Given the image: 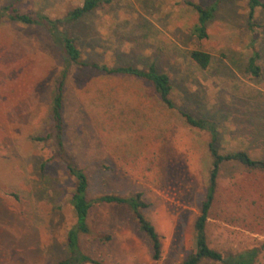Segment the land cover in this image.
I'll return each instance as SVG.
<instances>
[{"label": "rangeland", "instance_id": "374dc122", "mask_svg": "<svg viewBox=\"0 0 264 264\" xmlns=\"http://www.w3.org/2000/svg\"><path fill=\"white\" fill-rule=\"evenodd\" d=\"M16 0H0V8ZM84 0H22V12L59 20L77 39L84 60L147 69L171 77L176 109L149 82L72 66L65 87L66 153L89 178L90 198L141 193L146 218L162 242L154 260L129 211L96 204L84 253L100 264H182L195 248V221L208 187L211 133L191 128L180 109L218 124L221 153L243 150L264 159V9L248 27L247 0H189L217 4L199 40L197 16L184 0H113L76 22L64 21ZM264 2V0H261ZM254 40V42H252ZM251 41V42H250ZM263 72L244 68L254 48ZM212 55L207 70L189 54ZM65 56L40 26L0 20V264H60L75 224V182L56 157L52 103ZM210 247L225 255L258 249L264 264V173L228 163L220 172L206 228ZM202 264H220L204 261Z\"/></svg>", "mask_w": 264, "mask_h": 264}, {"label": "trees", "instance_id": "16d2710c", "mask_svg": "<svg viewBox=\"0 0 264 264\" xmlns=\"http://www.w3.org/2000/svg\"><path fill=\"white\" fill-rule=\"evenodd\" d=\"M21 1L22 0H16L0 8V20L45 28L55 42L60 45L63 55L65 56L64 68L56 81L55 94L51 108L53 130L45 137L37 139L45 143L53 142L55 153H58V155L54 157L58 158L64 164L69 176L75 182L70 204L75 213L76 222L67 233V258L60 264H100L94 258L84 253L81 245L82 237L91 233L89 218L91 210L96 204L125 207L137 222L140 231L147 237L153 259L159 260L162 255L161 237L155 226L146 218L143 212L144 209L148 207V204L143 200V195L141 193L131 194L129 196L108 194L95 199L89 197L88 175L74 162L72 157H70L65 150L63 140L65 124V87L72 66L92 68L106 75L135 78L149 82L153 85L163 104L169 109H176L173 99L175 87L171 77L167 74L160 73L155 64L149 66L147 69H141L125 65L110 67L105 64L100 65L97 62H88L84 60L83 52L78 46L77 39L58 31L57 24L61 21L53 20L49 16L38 12H22L19 9ZM112 2L113 0H84L81 5L68 11L64 21H79L84 16L104 8L107 5H111ZM184 2L191 8V12L197 16V22L192 27L193 35L199 40L207 39L209 36L207 24L214 18L217 4L203 6L189 0H184ZM258 9H264L263 1L247 0V17L250 30L257 27L254 20L257 17ZM252 42H254V40ZM252 48H254L253 54L244 68V76L249 80L260 79L263 72L262 66L259 63L261 58L260 53L256 50V45H253ZM189 56L191 62L202 70H207L212 63V55L202 50H193ZM180 114L191 128L211 133L209 152L212 157L208 187L201 206L200 215L197 217L194 226L196 232L195 248L182 264H202L204 261L220 264H256L259 255L258 249L248 250L237 255H225L212 249L208 243L206 228L222 167L228 163H237L250 171L264 173V159H256L243 150H232L221 153L218 149L219 129L216 122L205 117H195L192 113L184 109H180Z\"/></svg>", "mask_w": 264, "mask_h": 264}]
</instances>
